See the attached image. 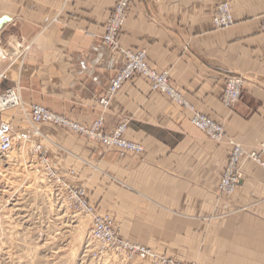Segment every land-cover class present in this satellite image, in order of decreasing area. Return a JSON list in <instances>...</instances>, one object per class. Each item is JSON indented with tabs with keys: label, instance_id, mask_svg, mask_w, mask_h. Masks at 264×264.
Masks as SVG:
<instances>
[{
	"label": "crops",
	"instance_id": "1",
	"mask_svg": "<svg viewBox=\"0 0 264 264\" xmlns=\"http://www.w3.org/2000/svg\"><path fill=\"white\" fill-rule=\"evenodd\" d=\"M222 1L132 0L119 40L145 50L151 67L168 70L199 111L253 151L264 143V0H231L236 23L218 29L212 16ZM115 3L0 0V17H8L0 27V93L16 88L27 105L92 124L125 61L103 40ZM231 74L247 81L227 109L222 98ZM104 115L106 131L126 122L125 136L144 144V153L107 148L55 124L21 128L20 113L13 126L41 143L67 183L84 187L113 216L122 237L197 264H264L262 166L245 159L236 191L223 193L232 146L208 138L190 112L140 75L116 92Z\"/></svg>",
	"mask_w": 264,
	"mask_h": 264
},
{
	"label": "built area",
	"instance_id": "2",
	"mask_svg": "<svg viewBox=\"0 0 264 264\" xmlns=\"http://www.w3.org/2000/svg\"><path fill=\"white\" fill-rule=\"evenodd\" d=\"M131 1L116 0L107 20L103 40L113 52L121 53L125 61L106 94L100 100L103 110L99 117L90 125L82 124L42 104L32 103L27 105L22 100L18 89H8L5 93H0V151L9 153L15 148L16 143L26 136L13 126V115H6V112L11 109H20L30 125L34 127L40 123L55 124L107 148L127 151L135 155L144 153V144L125 136L128 127L126 122L119 124L111 131H106L104 115L110 107L111 100L116 92L136 75H140L149 81L152 90L165 94L172 102L190 112L192 124L208 138L217 143L226 142L232 146L224 174L219 183V189L225 194H233L241 181L243 175L242 165L245 159H253L264 168V159L261 156L264 153V143H260L258 149L253 151L245 149L241 143L227 134L221 122L199 111L185 97L183 92L172 83L168 70H157L151 67L145 50H132L122 46L119 35L127 22ZM212 20L218 29L229 28L236 23L231 0H224L216 7ZM260 30L264 34V22ZM5 78L6 73L4 71L0 72V82ZM246 81L247 78L242 74L226 76L222 98L226 108L232 109L241 100ZM35 149L42 154L41 144H37ZM42 159L46 164L49 175L64 188L69 203L92 219L90 237L94 246L88 245L85 247L92 264H141L137 262L139 259L147 260L149 264H197L155 252L144 244L135 243L122 237L113 216L101 211L93 204L84 187H76L67 183L56 172L49 157L43 155Z\"/></svg>",
	"mask_w": 264,
	"mask_h": 264
},
{
	"label": "rangeland",
	"instance_id": "3",
	"mask_svg": "<svg viewBox=\"0 0 264 264\" xmlns=\"http://www.w3.org/2000/svg\"><path fill=\"white\" fill-rule=\"evenodd\" d=\"M24 118L21 128L30 125ZM37 144L25 136L9 153L0 151V264H92L85 251L94 246L92 220L69 203Z\"/></svg>",
	"mask_w": 264,
	"mask_h": 264
},
{
	"label": "water",
	"instance_id": "4",
	"mask_svg": "<svg viewBox=\"0 0 264 264\" xmlns=\"http://www.w3.org/2000/svg\"><path fill=\"white\" fill-rule=\"evenodd\" d=\"M6 19H8V17H0V27L3 25Z\"/></svg>",
	"mask_w": 264,
	"mask_h": 264
},
{
	"label": "bare ground",
	"instance_id": "5",
	"mask_svg": "<svg viewBox=\"0 0 264 264\" xmlns=\"http://www.w3.org/2000/svg\"><path fill=\"white\" fill-rule=\"evenodd\" d=\"M154 91V90H153ZM228 109V108H227ZM192 123V122H191ZM61 127V126H60ZM221 180V179H220ZM92 220V219H91Z\"/></svg>",
	"mask_w": 264,
	"mask_h": 264
}]
</instances>
